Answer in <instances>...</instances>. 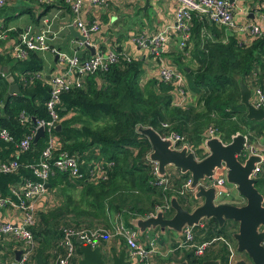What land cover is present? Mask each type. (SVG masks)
<instances>
[{"label": "trees", "instance_id": "obj_1", "mask_svg": "<svg viewBox=\"0 0 264 264\" xmlns=\"http://www.w3.org/2000/svg\"><path fill=\"white\" fill-rule=\"evenodd\" d=\"M35 1L44 10L52 6L45 4L48 1ZM60 2L65 3L63 5L70 11L64 0ZM220 27L206 18L193 15L189 40L181 48L183 54L190 49L193 66L183 67L181 54L176 57L179 72L185 77V88L190 94V102L186 105H176L173 82L155 76L142 83L143 60L130 58L120 46H112L109 50L116 54L117 60L107 71L90 74L83 87L61 93L57 107L60 129H53L58 146L53 157L61 151L76 155L82 171L100 161L106 162V178L93 182L57 172L48 179L50 186L46 190L53 192L57 200L47 209L37 211L30 230L38 245L30 261L33 260L34 264L53 263L62 252L59 240L64 227H110V217L114 214L122 215L125 224L132 227L130 218L153 212L171 195H176L179 203L190 209L187 191L180 194L187 174L169 173L172 179L166 188L156 184L153 164L148 159L151 145L139 131L140 127H151L161 137L177 134L191 147L202 144L209 127L217 129L223 142H229L237 132L247 134L250 141L257 134H263V123L260 125L259 121L246 118V107L240 102L239 82L243 81L250 89L255 86L264 89V40L254 37L250 43L240 44L232 33L225 39L220 34L225 27ZM204 29L209 30L211 36L203 34ZM20 31L16 28L8 36L18 38L19 42V35L23 32ZM88 52L85 50L84 56H90ZM162 54L160 56L166 59ZM4 67H7L5 72ZM43 68L44 59L40 52L28 50L23 59H14L7 52L0 53V71L5 73L0 75V130L6 129L11 136L10 140L0 138V163L14 158L18 162L16 170L0 172V198L12 196V187L24 179H35L29 165L39 160L47 144L48 135L45 133L36 142L32 139L29 147L17 154L18 143L32 134L35 120L50 119L46 107L49 82L30 79L29 75L24 82L19 76ZM8 73L11 74L10 79L6 77ZM12 82L20 89L18 94H9ZM194 152L203 156L200 150ZM256 187L264 196V171L257 179ZM230 230L228 222L219 227L213 218L192 227L196 242L218 237L232 241ZM120 242L121 248H125V241L122 239ZM13 245L18 243H0L1 264L13 254ZM106 245L102 241L101 246ZM75 246L76 255L70 264H77L80 255L76 242ZM228 254L227 245L216 240L201 256L195 255L192 249L184 250L180 260L201 264L204 260L218 259L220 264H226Z\"/></svg>", "mask_w": 264, "mask_h": 264}, {"label": "built area", "instance_id": "obj_2", "mask_svg": "<svg viewBox=\"0 0 264 264\" xmlns=\"http://www.w3.org/2000/svg\"><path fill=\"white\" fill-rule=\"evenodd\" d=\"M38 1L43 2L48 0ZM90 1L97 4L104 2V0ZM240 1L243 0H177L178 6L175 11L173 29L179 34L180 46H184L189 40L193 15L220 24L224 26L227 31L232 33L235 29L233 18ZM65 2L70 6L76 30H78L81 35L86 36L89 42L90 36L99 30V23L97 21L87 23L81 19L80 15L83 8V0H65ZM4 4L5 0H0V7L4 6ZM52 34H54V32L49 24H44L43 27L38 30H33L32 27L27 26L20 34V40L13 50V57L16 59H21L26 56L28 50L40 53L50 50L58 56V61L62 65V70L51 75L49 80L50 93L46 102V107L50 119L48 121L43 119L35 120V128L32 134L23 137L17 145V154L25 151L29 147L36 129L39 126H42L44 132L48 135L47 144L43 148L39 160L35 164L29 165L35 179L26 178L13 186L11 190L13 197L7 196L0 198V212L9 209L14 214L11 220H3L0 216L1 241L3 244H7L11 241L18 243V245L12 246L11 250L13 254L10 257L8 256L2 264H34L33 260L30 261V256L38 243H36L30 227L35 223L37 211L47 207V205L44 204L42 207L38 208L37 203L47 192L45 184L51 176L60 172L66 173L72 178H85V180L93 182L106 178V169L104 168L105 165H108L106 162L100 161L82 171L76 155H71L67 151H61L57 157H53V152L58 146V140L53 135V129L60 120L57 107L60 104L61 93L73 88L83 87L84 81L88 75L98 71H107L111 64L117 60V56L113 51H107L105 53L100 51L86 57H81L77 53L68 54L65 51H60L48 45L47 39ZM234 34L235 37L238 38L240 44H248L254 37L264 40V21H261L260 18L259 21L246 23L242 28L236 30ZM0 38H4L2 34ZM135 40L142 49L147 50L149 54L158 61V77L164 81H170L175 84L173 95L176 105H186L187 102L190 101V94L185 88L186 81L184 76L168 65L164 58L160 56L167 42L166 30L158 31L148 38L138 35ZM80 45L84 46L82 42H80ZM250 102L255 108L264 109V89L259 86L253 87L251 89ZM21 117L25 119L22 114ZM243 135L245 137L244 149L237 157L241 162H244V160L252 154H257L260 157V160L255 163L254 169L252 170V177L258 179L260 174L264 171V156L261 154V152L264 151V143L260 142L257 138L254 144L249 140L247 134ZM214 136L220 138L217 134V129L209 127L204 134L202 145L205 147V141ZM0 138L3 140H10L11 136L6 129H1ZM162 138H170L173 142V147L176 149H180L183 145H187L188 150L192 151L194 157L198 160L207 154V151H205L203 156L198 157L192 149L193 147L186 144L184 138L177 134L172 133ZM240 157H245V159L243 160ZM151 162L153 164V174L157 178L156 184L162 185L164 188L168 187L172 179L170 174L166 172L163 176H160L157 163ZM17 167L18 162L17 159L14 158L1 162L0 172L9 173L16 170ZM219 169L224 171V175L214 176L213 174L212 184L217 189V197L223 199L221 196L223 193L220 187L225 186V183H227L226 170L224 165ZM190 183L191 178L188 176L187 179L183 181L180 194L189 190ZM159 208L166 212L167 209H169V205H163L157 209ZM155 211L156 210L149 214H154ZM115 218L111 227L100 225L94 228H62L61 238L59 240V245L62 246V252L57 255L52 264L71 263V260L76 255L75 240L77 238L86 241L91 247H95L101 246L102 241L109 242L117 237L125 241L127 246V258L129 260H132L133 263L136 260L139 264H151L150 257L156 249L155 238L150 239L147 244L140 243L138 240V231L126 225L119 215ZM182 236L183 241L181 242V246L192 249L197 256H201L206 248L216 240H219L227 245L229 251L226 264H234L235 260L238 258L236 247L233 245V242H230L224 237H218L210 241L196 242L192 227H185ZM101 247L105 248V246ZM15 250L21 251L19 259L15 258Z\"/></svg>", "mask_w": 264, "mask_h": 264}, {"label": "water", "instance_id": "obj_3", "mask_svg": "<svg viewBox=\"0 0 264 264\" xmlns=\"http://www.w3.org/2000/svg\"><path fill=\"white\" fill-rule=\"evenodd\" d=\"M149 1L145 0L144 9L149 6ZM67 29L68 33L61 43L62 46L70 37H73L83 43L90 55L96 54L94 46L89 44L86 36L81 35L73 24L68 25ZM56 47H59V44ZM56 59L57 55H55ZM239 91L240 102L246 107V118L255 121L264 120V109L255 108L251 104V89L243 81L239 82ZM8 92L18 94L20 89L13 83L9 86ZM55 129L59 130L60 125L57 124ZM139 131L146 136L151 145L148 159L157 163L160 176L166 173L168 166H172L191 178L187 191L190 209L184 208L176 195H171L169 207L173 210L172 215L166 216V212L159 208L155 209L154 214L149 212L147 216L129 219L130 225L138 231L139 235L156 230L161 234L171 231L182 235L185 227H194L203 220L213 218L218 222L219 227L231 221L237 223L236 230L231 233L236 244V251L239 253L234 264H264V196L256 187L257 179L252 177V170L260 157L252 154L244 162L238 159L237 156L244 149V135L237 132L232 135L229 142H223L217 136L207 139L205 141L207 154L198 160L193 152L188 150L187 145L176 149L170 138H162L151 127H140ZM44 135V128L39 126L33 142ZM222 165L226 170L227 183L236 190V195L231 198V201L217 197V189L212 184L214 171ZM49 186L50 183L47 182L45 187ZM75 242L80 253L77 264H133V261L127 258L125 248L117 252L101 246L91 247L80 238H77ZM14 253L15 258L19 259L21 251L15 250ZM171 264H188V262L182 260ZM201 264H220V261L208 259Z\"/></svg>", "mask_w": 264, "mask_h": 264}, {"label": "crops", "instance_id": "obj_4", "mask_svg": "<svg viewBox=\"0 0 264 264\" xmlns=\"http://www.w3.org/2000/svg\"><path fill=\"white\" fill-rule=\"evenodd\" d=\"M45 4H50L52 6L44 10L43 7H39L36 4L35 0H5L3 7L7 6L9 13L0 15V33L4 37L0 38V53L7 52L14 58L13 50L18 44V38L13 36L9 37L8 33L10 31L16 28H20V30L24 31L27 26L32 27L33 30H38L43 27L44 24H49L54 32V34L50 35L47 39V43L50 47L65 52H78L81 57H86L84 54L87 49L83 46L78 48V45H81L77 38L70 37L65 44L67 47L61 45L68 33L67 26L73 24L75 27L71 10L68 11L66 5H63L65 3H61L60 0H48ZM144 6L145 0H104V2L100 4L93 3L90 0H83V8L80 15L81 19L87 23L91 21H97L99 23V30L90 36L89 44L94 46L96 52H102V50L103 52H107V50L109 51L112 49V46L115 48L120 46L130 58H141L143 60L144 69L141 82L144 83L149 78L158 76L159 64L147 50L142 49L136 43L135 39L138 35L148 38L158 31L166 30L167 42L164 46L162 55L167 59V64L179 71L176 57L180 56L178 55L180 53L182 56V66L189 65L192 67L193 64L190 62V60H192L190 49L183 54V49H181L182 46H180L179 34L173 29L175 11L178 6L177 0H150L149 6H147L146 9H144ZM260 18L261 21H264V0L240 1L233 18L235 29L232 34H234L236 30L242 28L244 24L259 21ZM218 25L219 28H221L220 26L222 25ZM222 30L220 34L226 39L231 32L227 31L226 28ZM203 34L211 36L210 31L207 29H204ZM2 41L4 42L1 43ZM57 44H59V47H56ZM102 47H105L107 50L102 49ZM88 53L90 54V52ZM40 54L44 59V68L41 71L32 73L27 72L25 75H19L20 80L27 82L26 75H29L30 79L38 78L44 82H49L51 75L62 70L60 62L57 59L55 60V53L47 50ZM166 59L164 60L166 61ZM6 69L7 67L3 68L4 72ZM4 72L0 71V75L4 76ZM6 75L8 79L11 78V74L8 73ZM11 84H13V82ZM168 168L169 169L166 168L167 173L181 174L180 171L172 166H168ZM48 195L49 193L47 191L38 201V208L42 207L44 204H46L47 207L52 206L55 200H57V197L53 196L52 198H48ZM47 207L44 209H47ZM13 215L14 214L9 209L0 212V216L3 220H11L13 219ZM118 215L119 214H114L110 217V222L112 221L111 224ZM155 232H157V230ZM149 233L143 240H139V242L146 244L151 237ZM175 234L176 233L169 231L166 244L163 246L156 244L157 248L153 253L154 255L152 254L153 257H150L151 264H171L172 262L182 261L180 259L183 256V251L189 249L181 246L183 234H176V236ZM173 242L177 243L176 246L173 245ZM0 243L1 245H6L3 244L1 240ZM106 243L107 245L105 248L113 250L110 247H114V251L117 252L124 248H121L117 239H112ZM233 245L236 247V244ZM172 252L177 254V259L170 258L167 261L166 258ZM133 264L139 263L135 260Z\"/></svg>", "mask_w": 264, "mask_h": 264}, {"label": "rangeland", "instance_id": "obj_5", "mask_svg": "<svg viewBox=\"0 0 264 264\" xmlns=\"http://www.w3.org/2000/svg\"><path fill=\"white\" fill-rule=\"evenodd\" d=\"M7 13H9V9L7 8V6H5V7H3V9L1 10L0 9V15H3V14H7ZM65 47H67L66 45H65ZM82 46H79L78 45V48H81ZM84 47V46H83ZM66 51H69L68 49H65ZM77 52V51H76ZM68 54H72L73 53V51H71V52H67ZM77 54L78 55H80L78 52H77ZM57 60H58V56H57ZM264 124V120H259V124L260 125H263ZM264 126V125H263ZM252 134H255L254 132H251ZM257 138H258V140L260 141V142H262V143H264V140H263V134L261 135V134H257V137L254 139V140H252V143H256V141H257ZM194 151L195 150H200L201 151V154L203 155V153H205V151H206V148L202 145V144H200L198 147H196V146H194L193 148H192ZM261 154L264 156V151H262L261 152ZM198 155H200V154H198ZM198 157H201V156H198ZM241 159H245V157H240ZM167 169H169L168 167H167ZM224 175V171L222 170V169H217L216 170V172L214 173V176H223ZM233 186L231 185V184H229V183H225V186H221L220 188L222 189V197H223V199L224 200H229V201H231L232 199V197L233 196H235L236 195V190L234 189V188H232ZM49 193V195H48V198H52L53 196L55 197V195L52 193V192H48ZM228 193V194H227ZM166 206V205H169V200H165L164 202H163V204H161V205H159V206H157V207H155V209H157L158 207H161V206ZM154 209V210H155ZM167 216H170V215H172L173 214V210L172 209H170V207H169V209H167V211H166V213H165ZM120 217L123 219V217H122V215H120ZM230 224V226L231 227H234L233 226V224H231V223H229ZM112 225V224H111ZM111 227V226H110ZM230 231H232V230H230ZM167 233L166 234H161L158 230H157V232H155V231H151L150 233L149 232H145V233H143L142 235H139L138 234V240H143L146 236H147V234L149 233V236H151L149 239H148V242H149V240L150 239H152V238H155V245L157 244V245H165L166 244V242H167V240H168V235H169V231H166ZM175 236H176V234H175ZM115 239H117L118 240V242L121 244V238H119V237H117V238H115ZM147 242V243H148ZM230 242H233V244H235V242H234V240H232V241H230ZM146 243V244H147ZM157 245H156V248H157ZM125 248L127 249V246H126V244H125ZM236 253H237V255L239 254L237 251H236ZM154 255V254H153ZM153 255L151 256V257H153ZM170 258H175V259H177V254H174L173 252L172 253H170L169 254V256L166 258V260L168 261Z\"/></svg>", "mask_w": 264, "mask_h": 264}, {"label": "flooded vegetation", "instance_id": "obj_6", "mask_svg": "<svg viewBox=\"0 0 264 264\" xmlns=\"http://www.w3.org/2000/svg\"><path fill=\"white\" fill-rule=\"evenodd\" d=\"M228 223H231V224H233V226H234V227H231V229H232V232H233V231H235V230H236V228H237V223H234V222H231V221H230V222H228ZM245 257H246V255H245Z\"/></svg>", "mask_w": 264, "mask_h": 264}]
</instances>
